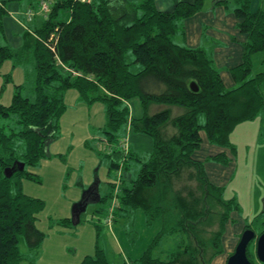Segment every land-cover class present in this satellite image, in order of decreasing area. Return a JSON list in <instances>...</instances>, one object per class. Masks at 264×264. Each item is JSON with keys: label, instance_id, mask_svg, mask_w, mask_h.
I'll list each match as a JSON object with an SVG mask.
<instances>
[{"label": "trees", "instance_id": "16d2710c", "mask_svg": "<svg viewBox=\"0 0 264 264\" xmlns=\"http://www.w3.org/2000/svg\"><path fill=\"white\" fill-rule=\"evenodd\" d=\"M217 2L227 4L228 0ZM252 2L235 0L238 27L247 33L248 40L243 62L231 68L237 83L232 88L224 84L214 59L204 48L189 47L174 39L182 30V20L199 11L204 0H175L165 10L159 9L155 0H54L48 18L34 29L32 44L18 48L0 44V66L8 59L18 64L29 57L33 61L26 79L32 98L23 93L25 85L18 84L11 103L0 101V118L16 120L9 131L0 127V264H28L21 244L35 249L45 237L37 225L45 202L25 193L22 180L37 179L28 167L52 155L48 144L60 135V118L67 109L65 93L70 88H76L88 103L100 101L105 105L103 131L112 148L120 146L128 125L134 132L153 138V149L146 156L131 146L112 149V171L121 165L130 167L132 162L139 167L135 177L125 178L122 172L117 180L114 174L118 184L113 178L106 195L110 201L119 186L113 222L119 211L128 208L141 209L148 223H160L140 258L141 264H209L200 234L211 222L210 216L218 214V227L206 230L213 235L209 243L215 247V254L224 250L226 223L237 206L233 198L225 197L222 186L210 180L204 161L193 154L201 147L203 131L211 143L235 153L231 139L234 128L264 110V69L254 72L253 59L257 52L264 56V8L253 10ZM6 4L7 0H0V39L3 17L8 13ZM192 81L198 90L191 88ZM135 97L144 109L141 117L132 116L127 103ZM153 102L168 107L149 114L148 106ZM173 105L184 108V112L171 117ZM169 123L176 128L171 134ZM207 159L228 163L230 157L221 151ZM21 161L25 163L23 170L18 168ZM15 163V172L7 176L5 168ZM193 180L204 187L201 197H195ZM219 203L224 210L217 208ZM99 211L106 213L105 209ZM176 234H184L190 241L184 246V257L177 258V253L167 260L152 256L153 246L164 236ZM192 242L198 244L197 249ZM177 245L181 247V243ZM248 255L253 261L250 247ZM78 264L109 262L97 246L94 256L86 255Z\"/></svg>", "mask_w": 264, "mask_h": 264}, {"label": "rangeland", "instance_id": "374dc122", "mask_svg": "<svg viewBox=\"0 0 264 264\" xmlns=\"http://www.w3.org/2000/svg\"><path fill=\"white\" fill-rule=\"evenodd\" d=\"M259 3L264 8V0H259ZM35 9L38 12L37 19L43 21L44 14L38 11V6ZM64 14H68V11H64ZM262 58V53L254 56V72L264 69V64L260 63ZM32 69L33 61L30 57L23 64L8 59L0 66L1 102L11 103L18 84H24L23 93L32 98L26 85L27 73ZM262 89L264 92V85ZM70 94L68 92L67 100L65 99L67 109L60 118V135L50 145L52 155L43 157L38 164L28 167V170L38 176L37 179L22 180L25 193L45 202L37 221L45 237L35 249H30L24 242L21 244L24 260L28 264H78L86 255L94 256L98 246L104 250L109 264H141L140 258L150 245L157 225L154 221L148 223L141 209L128 208L119 211L116 221L111 225L103 223L104 212L98 210H106L108 206L106 195L109 183L114 178L116 184L122 172L126 175L125 178H130L127 171L129 166L121 165L115 172L111 170V151L113 148L118 150L121 146L115 144L112 148L104 134V104L99 101L93 108V103L81 98L84 104L82 108L81 105L74 104ZM90 107L93 108L92 118L89 117ZM15 122L14 117L0 118V127L9 131L16 126ZM231 139L236 145L233 156L235 166L229 180L223 185L224 194L226 198L235 200V209L250 216L248 224L259 233L264 229V110L258 117L239 123L231 133ZM23 146L22 144L21 148ZM134 168L133 177L138 173L135 174ZM97 176L100 180L101 200L88 204L87 209L81 213L80 223L74 225L73 221L67 222V219H72L73 204L82 198L84 190L95 182ZM185 180L188 181L187 178ZM197 181L193 180L191 186L196 189L195 197H201L204 187ZM224 207L222 204L217 206L219 210H224ZM94 213L96 215L93 220ZM98 217H101L100 220ZM210 218L211 222L204 228H217L220 214ZM96 222L100 224V229ZM206 229L200 234L202 247L205 248V260L209 264H218L221 260L220 264H226L237 243L230 241L232 245L227 247L228 250L215 254V247L209 243L213 235ZM239 235H234L235 242H238ZM189 242L184 234L167 235L153 246L151 254L165 260L171 257L173 259L176 253L177 258L184 257L182 252ZM177 243H181V247ZM192 245L198 248L195 242ZM250 250L255 264H264L256 256L254 241Z\"/></svg>", "mask_w": 264, "mask_h": 264}, {"label": "crops", "instance_id": "0c3cea01", "mask_svg": "<svg viewBox=\"0 0 264 264\" xmlns=\"http://www.w3.org/2000/svg\"><path fill=\"white\" fill-rule=\"evenodd\" d=\"M37 1L38 0H7L6 8L8 13L3 17L4 32L0 39V44L8 43L15 48L22 47L25 44H32L36 36L34 29L41 26L43 21H39L37 19V14H35L32 19H29L27 17V11L30 8L37 6ZM174 2L175 0H155L156 6L162 10L169 9ZM251 7L253 10L261 7L259 0H253ZM234 8L235 0H228L227 4L217 2V0H204L203 7L199 11L182 20V30L174 36L175 41L179 44H184L189 47L204 48L214 59V63L220 70L224 84L229 88L235 87L237 85L236 80L232 75L231 68L236 67L243 62L245 44L248 40L247 33L243 32L238 27V22L240 19L237 17ZM64 15L67 19H70L69 13ZM257 53H254L253 59ZM263 59L264 56L260 60V63L262 64H264ZM68 92L71 93L70 97L71 99H74V104L76 106L79 104V106L81 105V107L84 108V104L79 92L74 89L67 90L65 93L66 100ZM98 102L99 101H96L95 103L91 104L93 105V108L95 104H98ZM127 103L130 107L132 116L141 117L143 115L144 109L139 98H132L131 100L127 101ZM103 106L105 110V105ZM167 107L168 106L165 104L153 102L148 106V113L153 114L156 111ZM93 108L90 107L89 117L91 118V111ZM170 109L171 117L184 112V108L179 106L173 105L170 106ZM167 128L170 134L176 129L172 123L167 124ZM125 133L128 135L129 145L138 154H144L142 156H146L153 149L154 141L150 135L141 132H134L132 127L129 125L125 127ZM201 135L203 139L201 147L194 152L193 157L195 159L204 161L205 169L210 180L213 183L223 187V185H225V183L229 180L235 166L233 160L234 153H232L229 148L211 143L204 131L201 132ZM53 141L49 142L48 144L49 152L50 145ZM221 151H226L230 157L228 163L207 159L209 156ZM138 167V163H131L129 170H127L129 177H133L132 168L135 169L136 174ZM79 200H81V198ZM79 200L75 202H78ZM248 218H250L249 215L245 216L241 214L238 209H235L231 212L230 218L226 223L225 233L223 234L222 242L224 249L228 250L227 247H231L232 244L230 245V241H232L234 244L237 243L234 240L236 238L234 235L238 233L241 235L245 225L249 223ZM80 221L78 223H80ZM154 223L157 225V227L154 228L155 235L160 229V223L158 221H154ZM221 262L222 260L218 261V264Z\"/></svg>", "mask_w": 264, "mask_h": 264}, {"label": "water", "instance_id": "95a60500", "mask_svg": "<svg viewBox=\"0 0 264 264\" xmlns=\"http://www.w3.org/2000/svg\"><path fill=\"white\" fill-rule=\"evenodd\" d=\"M190 86L195 91L199 89V86L195 81H192ZM24 167L25 163L21 161L18 168L23 170ZM15 170L16 163L13 166L6 167L5 173L10 177L15 172ZM99 183L100 180L97 177L95 182L89 188L84 190L81 200L73 204L72 221L74 224H77L80 221L81 213L87 209L88 204L91 201L101 200V194L98 188ZM253 241L255 242L256 256L261 262L264 263V230L260 233H257L253 227L247 226L242 231L235 250L228 256L226 264H254L248 255V249Z\"/></svg>", "mask_w": 264, "mask_h": 264}, {"label": "built area", "instance_id": "2783aa9c", "mask_svg": "<svg viewBox=\"0 0 264 264\" xmlns=\"http://www.w3.org/2000/svg\"><path fill=\"white\" fill-rule=\"evenodd\" d=\"M54 0H38L37 1V6L39 8L38 11L42 12L44 14V19L48 18V15L52 9V4H53ZM35 14H38V12L36 11L35 7L30 8L27 11V17L29 19H32L34 17ZM130 126V125H129ZM120 146L128 149L129 148V143H128V135H125V137H123V139L120 141ZM119 186L117 185L115 191H114V196L111 198V200L109 201L108 207L106 209V213L103 217V223H107L109 225L112 224L113 222V216L117 207V203H118V198H117V194L119 192Z\"/></svg>", "mask_w": 264, "mask_h": 264}]
</instances>
